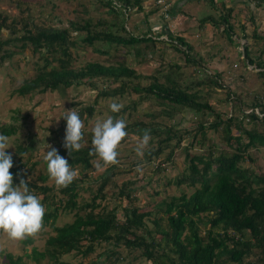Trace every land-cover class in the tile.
I'll list each match as a JSON object with an SVG mask.
<instances>
[{
  "label": "trees",
  "instance_id": "trees-1",
  "mask_svg": "<svg viewBox=\"0 0 264 264\" xmlns=\"http://www.w3.org/2000/svg\"><path fill=\"white\" fill-rule=\"evenodd\" d=\"M142 1L99 0L112 15L111 20L93 22L87 19L83 23L71 21V26L37 24L31 27L28 18L22 20L13 17L10 22L2 19L4 22H0V29H6L7 36H0V65L10 60L17 51L23 52L26 48L40 55L39 61H35L37 67L34 76L15 89L20 96L84 83L97 88L95 103L81 109L87 118L94 116L99 97L130 98V103L124 104L119 113L110 112L113 116H120L129 109L135 110L139 102L152 98L156 104L164 106L162 111H158L162 117L151 113L153 120L149 122L128 120L126 130L133 131V137L138 139L143 129H150L152 138L144 154L147 162L163 154L168 147L170 149L165 160H171L169 156L180 147L187 164L186 169L177 174L173 184L176 187L185 185L192 188V193L188 195L182 190L179 195L163 199L154 211H143L130 203L135 179H123L117 184L122 171H127L125 165H121L123 160L120 154L118 165L105 169L97 176L95 186L85 187L89 183L83 180L89 178L93 163L98 161L102 164L97 157L89 156L91 131L84 135V139L87 136L86 142H83L84 147L71 155L63 146L64 138L58 145L52 144L55 146L52 148L67 159L73 170L80 175L68 187L57 190L54 182L48 183L43 159L34 161L27 169L30 171L20 170L27 161L22 160L23 156L28 152L30 155L31 151L30 146L24 145V140H20L17 135L23 121L19 125L0 124V134L9 139L15 135L14 153L10 148L6 150L12 156L13 167L10 172L14 175L13 185L18 186L20 180L24 179L28 181L29 188L41 198L46 209L44 227L47 224L53 225L60 215L70 216V220L55 226V234L46 237L43 248L33 247L27 252L25 249L32 239L23 241V253L36 263L40 258H46L51 264H70L60 259L63 254L76 251L86 255L93 252L97 244L104 242L109 246L101 255H106L108 264L124 262L126 250H141L139 256L151 260L152 264H264V172L257 167L251 153L252 148L258 150L264 147V89L262 93H253L248 104L244 103L241 93L228 92L226 100L229 104L225 106L226 109L220 110L213 106L214 100L209 101V98L212 87H225L227 81L223 77H228L225 72L218 71L217 67L218 70L208 71V66H212L209 62L221 52L223 42L235 43L239 49L242 47L240 52L243 53L247 69L253 66L264 86V49L261 48L264 45L258 48V53L253 57L248 45L239 38L246 36L244 29L248 25L247 21H238L240 32L236 38L241 43L234 38L236 25L230 18L233 7L223 5L214 13L200 18V27L207 23L214 34L224 38L218 42L213 38L210 44L216 45V49L213 51L210 47L207 51L209 57L204 58L202 53L194 50L190 40L182 34L183 30L168 28L164 18L175 13L167 6L170 0H151L152 6L144 12L145 17L140 23L136 22L132 28H128L125 16L132 9L142 12ZM208 1L215 9L216 0ZM248 1L254 2L256 7L264 6V0ZM159 12L161 15H158V20L163 19L160 22L161 25L164 22V25L154 31L148 16H157ZM252 17L253 14L249 17L251 21ZM19 21L22 30L17 28ZM253 30L251 36L264 44L261 33ZM77 31H84L85 34L73 37V32ZM81 45L106 55H112V50L126 46L137 57L138 64L148 60L147 54L152 52L158 51L163 57L169 47L174 52L183 53L184 62L181 63V56L178 59L170 56L167 63H164L166 59H160V65L145 76L137 75L135 68L129 66L125 59L107 62L99 59L77 67L72 64L75 56L71 48L78 49ZM217 61L224 60L218 57ZM189 64L194 67L197 76L190 78L191 75L183 74V69ZM164 66L167 70H164ZM98 79L109 82L99 88L96 84ZM114 82L116 86H112ZM202 85H206L205 94L199 89ZM131 95H136V98ZM181 111L190 113L189 119L195 123L192 130L181 126L183 119L186 120V114L175 122ZM120 118L124 119L122 116ZM25 135L28 140L33 137V134ZM128 137L129 134L121 144H126ZM183 139L187 140V145H181ZM37 162L43 168L35 172L33 170ZM137 163L138 160L132 161L127 166L128 171ZM107 187H117V199L129 198L130 204L122 208L114 200L112 205L109 203L111 207L107 205L109 201L101 205L102 201L107 200ZM82 191L90 192V198L80 199ZM160 211L166 215L165 225L161 223ZM201 214L204 216L201 217ZM199 222L208 224L203 235L200 233ZM2 252H5L8 264H23V255Z\"/></svg>",
  "mask_w": 264,
  "mask_h": 264
},
{
  "label": "rangeland",
  "instance_id": "rangeland-1",
  "mask_svg": "<svg viewBox=\"0 0 264 264\" xmlns=\"http://www.w3.org/2000/svg\"><path fill=\"white\" fill-rule=\"evenodd\" d=\"M151 3V0H143L142 12L131 11L129 15L125 16V22L128 28H132L133 24L136 22L140 23V20L145 17L144 12H146L147 8L152 6ZM167 3L168 7L176 9V11L172 9L175 13L172 15L168 14L164 18L168 22V28L174 29V31L183 30L184 32L182 34L190 40L194 50L200 52V54L202 53L204 58L209 57V54L207 55V51L210 50V47H212V50L214 51L216 49V45L209 44L208 41H213V38H215L216 42H218L224 38L220 37L218 34H214L212 30L209 31L206 29L205 26L207 23H205L204 27H200L199 21L200 18L214 13L218 7L221 6L216 4L217 6L215 5V9H213L211 2L208 0H170ZM248 3H236L233 6V11L230 15V18H232L235 22V28L238 33L240 32L238 21L241 20L244 10H248L247 7H250L253 11H255L254 2L248 1ZM239 7L243 10H240ZM262 13L263 12L260 11L259 15H253L252 21L248 17L245 18L248 24L247 27L249 26L248 28L250 30L246 44L251 50V55L253 57L258 53V48L264 45L263 41L255 40L254 36H251V33L254 31L253 29H255V31L261 33V36L264 38V17H262L264 14L261 15ZM156 15L157 16L150 14L148 16V22L154 31L161 29L164 25V22L163 25H161L162 23L160 22L163 19L158 20V15H161V12ZM13 17L22 20H26V18H28L31 27L37 24L44 26L56 25L58 27H62L71 26V21L83 23L87 19H90L93 22H97L102 19H112V15L107 12V7L101 5L99 0H0V22H4L2 19H6L10 22ZM157 24H159V26H157ZM17 28L22 30V23L20 21L17 22ZM145 30L146 28L144 31ZM135 31L136 33L140 32V30H134V32ZM73 33L75 34L73 37H76L77 35L83 36L85 34L84 31H77ZM0 36H7V30L4 28L0 29ZM234 38L236 37L234 36ZM237 40L241 42V40ZM142 45L143 44H141V46ZM241 48L242 47H240V49ZM261 48L264 49V46ZM240 49L235 43H227L224 41L221 52L217 55L224 60L221 62L224 64V68L222 70H218L215 68L219 66L218 64H215L214 61L209 63V65L211 64L212 66H208L210 68H208V71L211 69H217L218 71L225 72V75L228 77H223L227 81L225 87H212V94L209 101L214 100L212 103L217 109H224L225 106L229 104V101L226 100L228 92H231L232 94L236 92L241 93L244 103L248 104L253 93H262V90L264 89L261 79H259L260 77L256 74L255 70H253V66H249L250 68L247 69L246 61L243 53L240 52ZM71 51L75 56L72 60V64L74 66H82L88 61L99 59L106 60L103 62L125 59L129 66H133L135 68V73L137 75L143 76L148 75L154 68L159 66L160 59H166V62L164 61V63H167V61L170 60V56H173L174 59H178L179 56H181V63L184 62L183 53L174 52L169 47L166 50L168 53L163 54V57L158 53V51L155 53L152 52L151 54H153V56H150L151 54H147L149 59L143 61L141 64L137 63V57H135L134 53L126 46H120L119 50H112V55L94 52L92 48L87 45L84 47L81 45L78 49L71 48ZM262 55L263 58L264 54ZM39 57L40 55L38 53L33 54L31 49L26 48L23 52L17 51L10 60H5L0 65V124L8 125L10 123H14L15 125H19L23 121V123L20 124L21 128L17 135H19L20 140H24V145L28 147L30 146L31 148L30 155L28 152L22 158L23 161L27 160L26 164L22 165L20 169L25 172L30 171L27 169L32 166L34 161H41V159H43V154L47 149V144L51 147H55L52 146V144L58 145L65 137L66 120L62 117L65 111L75 108L80 113L81 118L85 123V135V133L91 131L97 118H106L107 115H111L109 110V105L111 103H120L123 106L124 104L126 105L130 103V98L127 96L112 98L99 97L97 103L95 104L94 116L87 118L81 109L89 104L95 103L97 99V88H94L87 83L77 86L73 85L68 88L59 86L57 90L34 92L20 96L15 92V89H17L25 80L34 76L35 67H37L35 61H39ZM180 60H178V62H180ZM234 64H236L235 67ZM186 67L187 68L183 69V74L186 73L191 75L189 76L190 78L195 75L197 76L195 72L196 70L191 64ZM164 70H167L166 66H164ZM201 75L205 76L204 74ZM234 76H237V79H234ZM140 81L143 82V79H140ZM108 82H103V80L98 79L96 84L99 85L100 88L102 85H107ZM116 85L117 83H112V86ZM199 89L203 94H205L206 85H202V88ZM130 97L135 99L136 95H131ZM163 108L164 106L156 104L151 98L139 102L135 110L129 109L125 111L124 114L117 117L120 118L122 116L127 123L135 120L149 122L153 120L151 113H157V116L162 117L158 111H162ZM185 114L187 117H185L186 120L183 119L181 126L188 127L192 130V126L195 127V123H192V120L189 119L191 116L190 113L181 111L177 118H175V122H178L179 118L181 119ZM156 120H158V118ZM46 132H49L50 135L45 136ZM127 132L129 137L125 142L126 144H121L119 147V154L122 155L123 160L121 165H125L127 171H122L123 174L118 177L117 184H120L123 179H135L134 181L136 182L133 186L135 187V190L131 192L130 203L137 205L143 211H154V209L158 208L157 206L159 203L161 204L163 199L168 200L171 195H179L182 190H184L188 195L192 193V188H188L185 185L176 187L173 184V180L177 174L186 169L187 164L185 161L184 151L180 147L175 149L169 156L171 160H165V155L170 149L168 147L163 154H160L159 156L154 157L152 161L147 162L144 159V156L141 158L135 152V147L138 143V139L133 137L135 133L129 130H127ZM25 134H33V137L31 140H28ZM86 138L87 136H85L83 142H86ZM14 139L15 135L9 139V148L13 153L15 150L14 146L16 144ZM42 145H44V148L39 150ZM181 145H187V140L183 139ZM251 153L255 158L256 165L258 164L257 167L264 172V147H261L258 150L252 148ZM135 160L139 161V163H137L138 165H135V167L132 168L133 170L131 169L128 171V165ZM98 163V161L93 163L92 170L88 173L89 178L83 180L85 183H89L85 187H88V185L95 186L96 177L104 172L105 169L103 167L100 169L96 167ZM157 167H160L159 170ZM39 168H43V165L40 162H37L33 171L37 172ZM79 177L80 175L78 173L77 178ZM169 179H171V181L168 183ZM147 180H149V182H147ZM48 183L51 184L52 181L48 180ZM143 185L144 187L142 188ZM105 192L107 194V200L102 201L101 205H106L107 201H109L107 205H110L109 203L112 205L114 200L119 203L122 208L130 204L129 198H123L121 200L117 199V187H114L113 189L107 187ZM90 196V192L82 191L79 198L89 199ZM57 204L58 203H56V205ZM118 213L120 214V211H118ZM159 215L162 216L161 223L165 225V213L160 211ZM200 216L203 217L204 214H201ZM68 220H70V216H58V218L54 221V224H47L40 234L35 239H32L31 244H29L25 250L29 252L33 247H36L37 249V246L39 248H43V243L46 237L49 234H55V226H60ZM198 224L200 227V233L203 235L208 227V224L205 225L201 222ZM157 236L159 235L157 234ZM108 246L109 245L107 243L101 242L95 246L93 252L86 255L72 251L70 253L63 254L60 259L67 261L70 264H108L106 255H101L107 251ZM24 247L25 245H23L22 242L12 241L6 235L0 233V264H8L4 256L5 252L2 251L11 252L13 255H23V264H51L46 258H40L37 263L35 260L28 258V256L23 253L25 252ZM140 254L141 250H126L124 253V262L122 261L119 264H152L151 260L146 259L144 256L140 257Z\"/></svg>",
  "mask_w": 264,
  "mask_h": 264
},
{
  "label": "clouds",
  "instance_id": "clouds-1",
  "mask_svg": "<svg viewBox=\"0 0 264 264\" xmlns=\"http://www.w3.org/2000/svg\"><path fill=\"white\" fill-rule=\"evenodd\" d=\"M260 11L264 13V6ZM122 108L120 103L109 105L111 113H119ZM62 117L66 120L63 146L71 155L84 147L85 123L75 108L65 111ZM126 129L127 122L117 116L107 115L106 118L96 119L91 129L89 156H95L102 162V165H96L98 169L119 164V147L128 136ZM48 135L50 133L46 132L45 136ZM151 138L150 129H143L142 136L138 137L135 152L141 158L149 147ZM9 147V137L0 134V233L12 241L23 242L30 238L35 239L43 230L46 209L41 198L29 188L28 181L21 179L18 186L13 185V175L10 172L13 167L12 156L6 152ZM42 148L44 145L39 150ZM43 160L49 180L54 182L57 190L68 187L78 177V172L73 170L68 160L48 144Z\"/></svg>",
  "mask_w": 264,
  "mask_h": 264
},
{
  "label": "crops",
  "instance_id": "crops-1",
  "mask_svg": "<svg viewBox=\"0 0 264 264\" xmlns=\"http://www.w3.org/2000/svg\"><path fill=\"white\" fill-rule=\"evenodd\" d=\"M216 2H217V4H219L220 6H223V5H225L226 7H233L236 3L237 4H239V3H241V4H246V3H248V0H216ZM232 3V4H231ZM249 4V3H248ZM249 6V5H248ZM255 6V5H254ZM240 8V10H243L241 7H239ZM248 8V10H244V12H243V15H242V17H241V21H242V23L243 22H246V17H250V15L251 14H253V15H259V13H260V10H261V8L260 7H256L255 6V8H254V10L255 11H253L250 7H247ZM172 9L173 10H175L176 11V9H174L173 7H172ZM172 10V11H173ZM252 12V13H251ZM206 29H208L209 31H211L212 29H211V26L209 25V24H207L206 26ZM249 27V26H248ZM247 26L245 27V29H244V31H245V34H246V36L243 38L241 35V37H239V33L237 32V29L235 28L234 29V36L235 37H239L241 40H242V42L243 41H247V39H248V33H249V28H248ZM212 40H209L208 41V43L210 44V42H211ZM244 43V42H243ZM217 56L216 57H214V62H215V64H218L219 66L217 67L219 70H222L223 68H224V64L223 63H218V61H217ZM212 61V62H213ZM210 63V62H209ZM216 68V67H215Z\"/></svg>",
  "mask_w": 264,
  "mask_h": 264
},
{
  "label": "water",
  "instance_id": "water-1",
  "mask_svg": "<svg viewBox=\"0 0 264 264\" xmlns=\"http://www.w3.org/2000/svg\"><path fill=\"white\" fill-rule=\"evenodd\" d=\"M264 14V13H263ZM264 17V16H263Z\"/></svg>",
  "mask_w": 264,
  "mask_h": 264
}]
</instances>
